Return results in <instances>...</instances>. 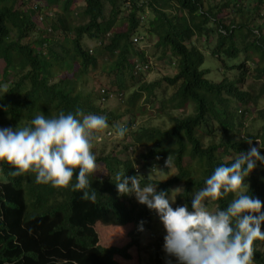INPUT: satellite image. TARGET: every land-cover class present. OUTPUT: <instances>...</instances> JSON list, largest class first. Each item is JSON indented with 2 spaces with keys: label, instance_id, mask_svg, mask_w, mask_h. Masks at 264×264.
I'll return each mask as SVG.
<instances>
[{
  "label": "trees",
  "instance_id": "16d2710c",
  "mask_svg": "<svg viewBox=\"0 0 264 264\" xmlns=\"http://www.w3.org/2000/svg\"><path fill=\"white\" fill-rule=\"evenodd\" d=\"M250 1L252 11H245ZM261 11L264 0H0V126L15 130L29 126L40 114L55 118L81 109L105 116L115 129L118 121L129 117L123 127L132 140L122 149L127 154L124 159L117 150L94 154L98 169L89 175L91 187L86 190L97 191L95 202L82 199L85 190H73L78 169L67 188H54L37 184L34 173L12 177L14 169L0 162L4 179L0 181V264H141L140 234L155 211L135 203L134 195L117 193V172L140 176L128 155L129 146L131 152L144 149L140 157L149 166L172 156L178 173L166 182L140 177L141 187L152 183L157 184V192H171L182 185L175 207L187 204L189 211L192 193L204 186L216 167L231 166L239 153L251 147H258L264 156ZM136 36L142 39L139 43L154 40L152 48L160 51V58L175 59L172 78L142 81L144 75L134 70L132 59L147 62V58L133 45ZM210 39L216 41L208 55L225 71L219 82L207 80L209 70L203 69L200 42ZM85 40L93 42L92 55ZM241 55L246 62H236ZM249 61L253 69L246 66ZM97 70L109 81L105 92L116 96L131 92L126 102L113 110L103 109L100 99L84 92L83 80ZM234 71L238 74L227 76ZM254 82H259L257 90L252 89ZM162 86L168 98L158 100L156 91ZM157 102L156 116L170 121L169 128L150 125L133 131V116L150 115L147 106ZM175 112L184 114L171 117ZM255 127L257 131L250 133ZM244 182L248 194L262 202L264 213V167L256 166ZM233 198L230 193L211 202L214 211L226 208ZM97 224L105 227L104 236ZM128 226L131 231L123 230ZM109 229H119L117 242L127 236L128 243L104 247ZM163 244L164 237L159 238L150 262L179 264ZM253 259L254 264H264V241L254 242Z\"/></svg>",
  "mask_w": 264,
  "mask_h": 264
},
{
  "label": "clouds",
  "instance_id": "9594fccd",
  "mask_svg": "<svg viewBox=\"0 0 264 264\" xmlns=\"http://www.w3.org/2000/svg\"><path fill=\"white\" fill-rule=\"evenodd\" d=\"M141 40L137 36L132 39L135 48H138ZM87 49L92 55V49ZM145 57L147 62L132 59L134 70L135 65H139L141 70L136 71L142 75L151 71L153 66L146 53ZM166 58H169V63L170 56ZM3 90L7 93V85ZM105 90H97L100 105L109 98L122 101L123 94L116 96ZM123 126L118 124L116 129L119 138H123L128 131ZM108 127L105 116L85 114L81 109L74 114L61 112L55 118L40 114L29 126L16 127L15 130L0 129V162L14 169L10 172L12 177L34 173L37 184H51L54 188H67L78 169L73 190H85L82 199L95 202L97 191L93 189L89 193L86 190L91 187L89 175L98 169L96 156L92 152L93 142L105 141L100 132ZM106 133L109 138L111 133ZM247 142L252 143L251 140ZM132 149L129 146L128 152ZM256 166L264 167V156L260 155L258 147H251L248 152L239 153L231 166L216 167L205 178L204 186L192 193L191 211L187 204L172 207L175 197L170 198V193L184 191L182 188L157 192V184L149 183L141 187V176L128 177L119 172L115 175L114 184L118 195H134L139 204L156 212L166 232L163 249L168 255L176 257L179 264H254V242L264 241V232L261 231L264 213H261L262 202L248 194L249 186L244 181ZM164 167L168 170L173 167L170 154L164 161ZM135 169L140 175L137 166ZM153 169L161 175L166 173L156 167ZM148 178H151L150 174ZM230 193L234 194V198L226 208L209 210V202Z\"/></svg>",
  "mask_w": 264,
  "mask_h": 264
},
{
  "label": "rangeland",
  "instance_id": "374dc122",
  "mask_svg": "<svg viewBox=\"0 0 264 264\" xmlns=\"http://www.w3.org/2000/svg\"><path fill=\"white\" fill-rule=\"evenodd\" d=\"M221 0H213L214 3H218ZM252 3H247L246 4V8H244L245 11H247V8L252 11ZM108 8V7H107ZM261 16H264V11H261L260 13ZM38 21V20H37ZM261 23V22H260ZM41 29L44 28V25L41 26L40 24L38 25ZM215 39H210L207 41V43L205 42V40H202L200 42L201 48H202V53L204 54L205 57V64L203 66V69H208L209 73L205 76V78L207 80H210L212 82H219L222 79V75L224 74V70L222 68H220V63H218V61L215 58H212L211 56H209L208 54H210L211 52V48L213 47V45L215 44ZM147 43H151V46ZM145 42L144 43H140V45L138 46L139 50H143L146 54L148 59L152 62L153 66H152V70L147 72L144 76H142V81L146 82V83H154V82H158L161 81L163 78L165 77H173L176 73L175 70V64L174 61L175 59H170V62L168 63L169 58H160V54H159V50H154L152 48V44L154 43V40H151L150 42ZM84 44L87 48H91L93 46V42L91 41H84ZM205 47V48H204ZM246 62L244 61V57L243 55H241L239 57L238 60H236V62ZM235 62H232L230 64H233ZM255 63V62H254ZM173 64V65H172ZM246 66H249L251 69L254 68V64L252 62H247ZM235 74H238V72L234 71L233 73L228 74L227 76L232 78ZM95 79V80H94ZM83 90L85 93H93V96L96 100H99L100 98L97 96V90L99 89H107L108 88V79L105 77V75L101 74L99 70L97 71H89V78L88 79H84L83 80ZM96 83V84H94ZM256 84H259V82H254L253 85H255L252 89L253 90H257ZM98 86V87H97ZM166 86V84L164 85V87ZM162 89L156 91V96L158 98V100H163V99H167L168 98V92L164 91L163 94V88ZM255 93H257L255 91ZM130 93H125L124 97L122 99L123 102H126V100L128 99ZM122 101H118L116 100V98H109L105 101H103L102 105H100L103 109H109V110H113V108H116L118 106L119 103H121ZM96 104H98V102H96ZM149 112L151 113L146 114V115H134L133 116V120H131V122L134 124L133 127V131L139 129V128H143V127H147V126H156V127H162V128H169V126L171 125L170 121L167 120H163L162 117H158L156 116L157 113V109L159 108V104L158 102L151 105V106H147ZM188 113H192V107L189 106V110ZM184 113L181 112H175L172 113L171 117L174 118H179L182 117ZM132 117V116H131ZM247 121H250V116H247ZM129 120V117H126L124 119H122L121 121L118 122L119 126H123V124H126L127 121ZM248 128L251 127V123L249 122V126H247ZM257 127V126H256ZM253 128L252 131H250V133H255L257 131V129L259 128ZM6 127L4 126H0V129H5ZM12 129V128H11ZM110 132L111 135L108 138L106 136V132ZM101 135L103 136L102 138L105 140L101 143V145H96L93 147L92 152L93 154H97L99 155L100 152H104V154H108L111 153L112 151H118L120 152V159H124L125 156H127V154L125 155L122 152V149L125 145L130 144V142H132L130 136H124L123 138H119L116 136V129L113 128H107L103 131L100 132ZM106 133V134H105ZM96 142V141H95ZM134 152H128V155H131V158L133 159L134 162H136V165L138 170H139V174L141 177L143 178H148V175L150 174V179L154 180V181H160V182H166L169 179L173 178L177 173L178 170L175 167H172L171 169H167L164 167V162L159 163V162H155L154 165H145L142 160H141V155L143 153H145V150L142 148H137L135 150H133ZM154 167L158 168V169H162L164 172H166L165 174L161 175L158 171H156L155 169H153ZM153 169V170H152ZM3 177L2 175H0V181H3ZM177 188H182V185H178L175 186L171 189V191L177 189ZM183 191H180L179 193L177 192H171L170 193V198H174L175 197V202L172 204V207L174 208L176 205V198L178 195H180ZM132 199L135 203H138L135 196H132ZM181 206V205H180ZM183 206V205H182ZM208 208L210 211H214L213 209V205L211 204V202L208 203ZM99 225L98 227V231L99 233L104 236V230L103 228H105L104 226H102L101 224H97ZM127 229H123V230H127L131 231V227H125ZM121 230V232L123 231ZM262 232H264V229L261 230ZM119 229H109L106 232V239L107 242L105 245H103L104 247H111V246H116V247H122L124 246L126 243H128L129 238H127V236H124L122 239V242H117V239L119 238ZM119 235V236H118ZM166 235V232L163 228V225L161 224L158 215L156 214V212H154V214L151 215L150 220L147 224L144 225L142 232L140 234V243H141V260L142 263L141 264H152L149 260L150 258V252L154 249L157 240L162 237H164ZM123 236V233H122ZM102 243L104 244V241H102ZM102 246V245H101Z\"/></svg>",
  "mask_w": 264,
  "mask_h": 264
},
{
  "label": "built area",
  "instance_id": "2783aa9c",
  "mask_svg": "<svg viewBox=\"0 0 264 264\" xmlns=\"http://www.w3.org/2000/svg\"><path fill=\"white\" fill-rule=\"evenodd\" d=\"M146 68V67H145ZM135 69L136 70H141L140 66L139 65H135Z\"/></svg>",
  "mask_w": 264,
  "mask_h": 264
},
{
  "label": "bare ground",
  "instance_id": "6f19581e",
  "mask_svg": "<svg viewBox=\"0 0 264 264\" xmlns=\"http://www.w3.org/2000/svg\"><path fill=\"white\" fill-rule=\"evenodd\" d=\"M16 12H17V11H16ZM16 12H15V13H16ZM18 12H19V11H18Z\"/></svg>",
  "mask_w": 264,
  "mask_h": 264
}]
</instances>
